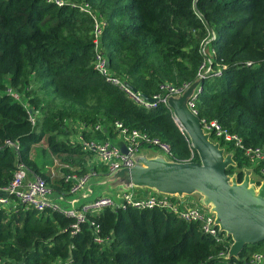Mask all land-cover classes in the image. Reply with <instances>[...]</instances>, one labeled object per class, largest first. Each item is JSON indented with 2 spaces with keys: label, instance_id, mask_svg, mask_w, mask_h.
Returning <instances> with one entry per match:
<instances>
[{
  "label": "trees",
  "instance_id": "1",
  "mask_svg": "<svg viewBox=\"0 0 264 264\" xmlns=\"http://www.w3.org/2000/svg\"><path fill=\"white\" fill-rule=\"evenodd\" d=\"M88 12L102 24L98 51L109 72L146 98L158 95L153 106L136 105L92 68ZM205 57L208 70L198 75ZM193 83L200 88L193 101L198 119L216 120L245 146L264 152V0H0V188L21 163L27 176L69 197L65 177L84 174L91 156L77 137L112 139L114 122L160 138L172 162L190 156L198 162L162 101L172 94L159 88L182 92ZM209 140L230 154L228 177L240 182L248 168L264 180L260 164L251 166L231 142L212 134ZM41 142L42 156L62 165L60 179L34 160ZM73 224L56 211L19 203L0 208V264H245L252 253L264 252L262 240L220 256L229 236L220 243L197 222L164 209H103L86 215L72 233ZM94 226L107 237L102 245L92 241Z\"/></svg>",
  "mask_w": 264,
  "mask_h": 264
},
{
  "label": "built area",
  "instance_id": "2",
  "mask_svg": "<svg viewBox=\"0 0 264 264\" xmlns=\"http://www.w3.org/2000/svg\"><path fill=\"white\" fill-rule=\"evenodd\" d=\"M47 1L60 5L63 0ZM81 8L86 11L88 9L87 5H82ZM89 15L92 19L90 34L92 36L94 52L92 68L102 75L106 81L115 84L136 105L144 108H150L153 106L159 99L158 95L152 96L151 98H153L154 101L149 102L138 92L132 91L124 80L112 76L109 72L106 60L98 51L102 24L94 14L89 13ZM201 52L205 55L204 47L201 48ZM206 62L207 60L205 57L203 63L198 69V75L201 71L208 70ZM219 74V71H217L214 76H218ZM159 88L161 90H167L169 94L177 92L176 89L167 84H161ZM185 88H187V86L183 85L182 89ZM199 89V85L196 83L186 99V106L193 115H196L193 108V101L195 94L199 92ZM166 99L167 98H164L162 101L166 102ZM30 121L32 122L31 118ZM198 121L204 134H212L216 139L231 142L235 148L241 150L243 156L251 161H255V163H259L260 166L258 172L264 174V152L259 147L245 146L237 135L230 134L222 129L216 120L198 119ZM113 126L121 140V147H124L125 152L121 151L119 145L108 139L104 141H95L83 140L81 137H77L81 149L83 151H89L91 156L87 157L85 164L86 172L84 174L80 176L71 174L65 177V180L69 179L71 181L70 189L68 190L70 196L78 195L90 178L99 175L98 169L100 167L105 168V173H107V175L121 169H129L133 164V155L142 147L155 148L161 153L169 156V145L160 138L150 136L146 132L136 129L127 130L118 122H114ZM100 128L99 125L94 126V129L99 130ZM131 189V186L128 187L125 191L115 195L114 198L101 195L96 196L89 201L77 204L78 199L76 197H54L51 190L44 184L40 177L36 175L27 176L26 169L21 163H18L12 174L11 180L6 186L0 188V208H11L13 205L19 203L24 209H32L37 212L45 210L59 212L65 216L73 218L74 224L72 225V233L77 231L78 224L86 219V215L97 214L103 209L116 211L129 208L134 210L157 208L173 213L177 219L184 222H197L201 233L207 234L220 243H223L228 236L219 230L215 223L213 212L204 213L194 207H181L178 202L171 201L165 195L148 194L137 197L134 196ZM57 202L63 203L64 206L58 205ZM106 238L107 237L104 238L99 235L97 226L92 228V241L94 243L102 245L107 241ZM226 250L228 251V248ZM227 251H220L218 255H226ZM245 264H264V254L261 252L252 253Z\"/></svg>",
  "mask_w": 264,
  "mask_h": 264
},
{
  "label": "water",
  "instance_id": "3",
  "mask_svg": "<svg viewBox=\"0 0 264 264\" xmlns=\"http://www.w3.org/2000/svg\"><path fill=\"white\" fill-rule=\"evenodd\" d=\"M128 87L135 91L131 86ZM192 88H186L179 95L184 101L185 117L178 112L173 120L188 135L190 147L195 151L198 162L164 164L153 171L150 180L164 193L199 191L211 205L219 230L231 239L227 255H236L244 245L264 240V190H257L251 199L245 191V180L240 184L229 183L225 167L232 164L230 154L223 156L222 149L218 148L217 143L209 140L208 134L203 133L198 118L186 106V99ZM142 97L149 102L154 101L153 98H146L144 95ZM121 151L125 152L124 147H121ZM131 185L129 183L127 186Z\"/></svg>",
  "mask_w": 264,
  "mask_h": 264
},
{
  "label": "crops",
  "instance_id": "4",
  "mask_svg": "<svg viewBox=\"0 0 264 264\" xmlns=\"http://www.w3.org/2000/svg\"><path fill=\"white\" fill-rule=\"evenodd\" d=\"M175 94L181 95V92H176ZM175 94H172L171 96L168 97V99H166V102L168 105H169L168 100H170L171 97ZM169 107H170V105H169ZM174 108H176V107H174ZM171 111H172V118L175 116V113L179 112L178 114H180V111L178 109L175 110L176 112L173 109H171ZM183 111H185V110L183 109ZM177 126H178V128L181 129V126L178 123H177ZM181 132L185 133L182 129H181ZM186 136H187L188 142H189V137L187 134H186ZM109 140L121 147V140L117 134L115 135L114 138L109 139ZM212 143H214V142H212ZM189 145H190V143H189ZM150 149H152V148L151 147L140 148L133 155V157H132L133 164L129 170H119V171L115 172L114 174H110V175H107V173L100 171L99 175H97L93 178H90L88 180V182L86 183L85 187L77 195V197H76L78 199L77 204L79 202H82V201H85L86 199H88V197L91 196V194L94 193V191H96L97 186H103V185L107 186L106 184H107V181H109V180H111V183H113V184L118 183V185H122L114 191L113 196L117 195L118 193H120L122 191H125L126 189H128V186L125 183H120V182H124L125 178L128 177L129 183L132 184L131 185V187H132L131 191L134 194V196L138 197V196H143V195H148V194L165 195L168 198L178 202L181 207H194V208H197L198 210H200L201 212H204V213L213 212L211 209V205L205 201L203 195L197 190H192L189 193H177V194L164 193V192L159 191L153 185L154 182H152L150 180V178L152 177V173L158 167H160L164 164H171L173 162L170 160L168 155H165L156 149H152L153 151L149 152ZM225 155H226V153L223 152V156H225ZM187 161H191V156ZM192 162H194V161H192ZM228 165H230V164H228ZM226 167H225V169H226ZM247 169L248 168H246L244 170L246 171ZM244 170H243V172H245ZM242 179H243V177H242ZM234 181L237 184L238 183L240 184V182H237L235 179H234ZM96 193H97L96 195L100 194L97 191H96ZM101 195H103V194H101ZM101 195H99V196H101ZM198 203H199V206H198ZM187 204H190V205H187Z\"/></svg>",
  "mask_w": 264,
  "mask_h": 264
},
{
  "label": "rangeland",
  "instance_id": "5",
  "mask_svg": "<svg viewBox=\"0 0 264 264\" xmlns=\"http://www.w3.org/2000/svg\"><path fill=\"white\" fill-rule=\"evenodd\" d=\"M169 105H170V108L173 110L175 109L174 107H176V109H178L180 111V114L182 115V117H185L184 114L186 112L183 111V109H185L184 101H182L180 99L179 95H176V94L173 95L169 101ZM44 147H45V145L43 142L36 145L34 147V150H33V156H34L33 158H34V160H36L38 162V164H40V162L42 163L41 167H43L44 171H46V173L49 174L52 179H60V177H61L60 170L62 168V165L60 164L59 160L54 156L46 155V154H44V156H42V149ZM152 149H155V148H152ZM152 149H150L149 152L153 151ZM253 165H255V161H252L251 166H253ZM242 175H243L242 181L245 180L247 182V187H246L245 191L247 192V194L249 195V197L251 199H253V196L257 193V190H259V189L264 190V180L261 179L260 177H258L253 172H251L250 169H247L245 172L242 173ZM228 180L231 184L236 183L232 177H229ZM242 181H240V183ZM120 183H125L126 185H128V183H129L128 177L125 178L124 182H120ZM106 185L107 186H105V185L97 186L96 191L98 193H100L99 195L103 194V195H106V196H109L112 198H114V196H113L114 191L116 189H118L120 186H122V185H118V183L117 184L111 183V180L107 181ZM96 191H94V193H92L91 196H89L88 199H86L85 201H89V200L93 199L94 197L99 196V195H96L97 194ZM51 192H52V190H51ZM52 195L54 197H57L59 194L52 192ZM69 197H77V195L69 196ZM69 197H67V198H69ZM85 201L79 202L78 204H81ZM57 203L60 206H64V204L61 202L60 203L57 202ZM187 205H190V204H187ZM198 206H199V203H198Z\"/></svg>",
  "mask_w": 264,
  "mask_h": 264
},
{
  "label": "clouds",
  "instance_id": "6",
  "mask_svg": "<svg viewBox=\"0 0 264 264\" xmlns=\"http://www.w3.org/2000/svg\"><path fill=\"white\" fill-rule=\"evenodd\" d=\"M174 121V120H173ZM177 125V124H176ZM178 127V126H177ZM180 130V129H179ZM181 131V130H180Z\"/></svg>",
  "mask_w": 264,
  "mask_h": 264
}]
</instances>
